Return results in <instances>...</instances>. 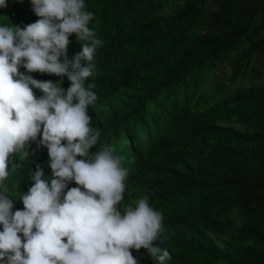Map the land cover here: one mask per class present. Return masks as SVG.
<instances>
[{
  "label": "trees",
  "instance_id": "obj_1",
  "mask_svg": "<svg viewBox=\"0 0 264 264\" xmlns=\"http://www.w3.org/2000/svg\"><path fill=\"white\" fill-rule=\"evenodd\" d=\"M6 5L0 25L23 29L39 19L31 0ZM85 5L93 13L89 28L102 41L85 82L97 95L88 107L90 127L100 134L91 152L112 148L129 169L117 207L147 198L162 213L154 246L169 251L166 264H264V0ZM69 39L71 58L81 45L75 34ZM20 72L70 87L67 77ZM217 74L227 75V85L206 90ZM245 80L249 86L226 91ZM12 159L17 180L6 188L15 197L45 158ZM11 199L13 212L23 210ZM132 254L138 264H157L144 249Z\"/></svg>",
  "mask_w": 264,
  "mask_h": 264
},
{
  "label": "clouds",
  "instance_id": "obj_2",
  "mask_svg": "<svg viewBox=\"0 0 264 264\" xmlns=\"http://www.w3.org/2000/svg\"><path fill=\"white\" fill-rule=\"evenodd\" d=\"M31 4L36 22L23 29L0 25V264H138L132 252L141 249L166 264L169 251L154 246L162 213L147 198L121 211L117 206L129 176L124 158L108 147L91 152L100 134L90 127L88 107L97 95L95 84L85 82L102 45L89 28L93 13L85 10V0ZM6 6L0 0V7ZM73 34L81 51L69 58ZM21 67L67 77L70 87L65 91L61 83L34 79ZM17 154L45 158L35 164L21 201L6 188L17 180L12 172ZM71 182L78 186L69 188ZM11 196L23 210L13 212L17 203Z\"/></svg>",
  "mask_w": 264,
  "mask_h": 264
},
{
  "label": "rangeland",
  "instance_id": "obj_3",
  "mask_svg": "<svg viewBox=\"0 0 264 264\" xmlns=\"http://www.w3.org/2000/svg\"><path fill=\"white\" fill-rule=\"evenodd\" d=\"M227 75H225V74H217V77L216 78H214L206 87H205V89L206 90H211V91H214V92H216V91H218L219 89H220V86L222 85V84H226L227 85ZM249 81L248 80H245L244 82H242V83H236L233 87H231V86H229L228 88H227V90L226 91H228V92H235L236 91V89L237 88H239V87H246V86H249ZM22 194L20 193L19 195H18V200L20 199V196H21ZM19 201H21V200H19Z\"/></svg>",
  "mask_w": 264,
  "mask_h": 264
}]
</instances>
